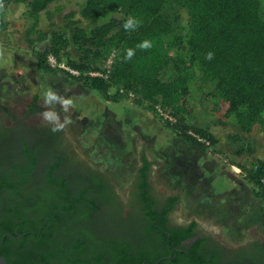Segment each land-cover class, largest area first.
Returning <instances> with one entry per match:
<instances>
[{
	"label": "trees",
	"instance_id": "1",
	"mask_svg": "<svg viewBox=\"0 0 264 264\" xmlns=\"http://www.w3.org/2000/svg\"><path fill=\"white\" fill-rule=\"evenodd\" d=\"M57 1L0 0V32L9 28L6 10L22 7L28 21L26 41L31 47L41 45L34 52L39 73L60 69L50 64L53 56L78 72H65L72 80L105 98H118L110 95L116 89L118 94L132 93L146 110L162 108L174 119L167 126L176 138L204 152L212 145L216 153L227 155L264 201V157L254 160V132H264V0H79L62 24L44 26L45 16L63 12L61 5L52 7ZM129 18L139 23L126 31L123 25ZM145 40L151 46L138 48ZM130 48L135 54L126 59ZM223 103L229 108L219 117ZM222 142L226 149L219 148ZM143 163L147 173L151 164ZM257 253L250 252L245 261L264 264V249ZM184 257L188 264H212L194 252ZM54 259L59 261L37 243L24 262L55 264ZM96 261L87 264H103ZM115 261L139 264L125 252Z\"/></svg>",
	"mask_w": 264,
	"mask_h": 264
},
{
	"label": "flooded vegetation",
	"instance_id": "2",
	"mask_svg": "<svg viewBox=\"0 0 264 264\" xmlns=\"http://www.w3.org/2000/svg\"><path fill=\"white\" fill-rule=\"evenodd\" d=\"M28 108L0 107V255L8 264H25L37 243L55 264H115L120 252L139 264H188L190 252L248 264L245 256L263 251L264 240L229 248L200 222L177 220L179 196L157 191L150 169L119 190L76 152L60 122L42 119L37 103Z\"/></svg>",
	"mask_w": 264,
	"mask_h": 264
},
{
	"label": "rangeland",
	"instance_id": "3",
	"mask_svg": "<svg viewBox=\"0 0 264 264\" xmlns=\"http://www.w3.org/2000/svg\"><path fill=\"white\" fill-rule=\"evenodd\" d=\"M78 2H55L52 7L61 5L64 10L50 19L45 16L44 26L62 24L64 15L75 11ZM6 19L9 28L0 32V107L24 111L37 103L42 119L44 112L54 111L59 117L55 123L63 125L76 152L103 170L121 191L128 190L148 160L156 190L179 196L176 219L200 222L225 246L264 240V201L254 195L243 171L227 155L216 153L212 145L204 152L176 138L167 126L166 111L144 109L131 93L112 89L110 95L118 98H105L87 89L66 75L72 69L65 62L50 63L60 68L53 73H39L34 52L41 45L31 47L26 41L28 21L23 8L10 6ZM183 19L189 23L187 10ZM49 90L72 101L67 112L58 101L45 104ZM228 108L223 103L217 116L223 117ZM254 136L255 160L264 157V132H254ZM219 148L226 149V145L222 142Z\"/></svg>",
	"mask_w": 264,
	"mask_h": 264
},
{
	"label": "clouds",
	"instance_id": "4",
	"mask_svg": "<svg viewBox=\"0 0 264 264\" xmlns=\"http://www.w3.org/2000/svg\"><path fill=\"white\" fill-rule=\"evenodd\" d=\"M138 21L134 18H129L123 25L124 29L126 31L135 29L138 26ZM151 46L150 42L145 40L142 41L140 44L137 45L140 49H147ZM135 54L134 49H128L127 50V56L126 59H131L132 56ZM211 57V54H209V58ZM54 101H58L63 110L67 112L69 106L71 105L72 101L70 99H64L63 97L58 96L55 92L49 90L45 95V104L49 105L52 104ZM43 119L46 121L56 122L59 120L58 115L54 111H46L43 113ZM55 130V128L53 129Z\"/></svg>",
	"mask_w": 264,
	"mask_h": 264
},
{
	"label": "built area",
	"instance_id": "5",
	"mask_svg": "<svg viewBox=\"0 0 264 264\" xmlns=\"http://www.w3.org/2000/svg\"><path fill=\"white\" fill-rule=\"evenodd\" d=\"M114 57H115V55L113 54V55L109 58V61H108V68H110V67L112 66L113 61H114ZM49 61H50V63L52 64V62H56V59H55V57L50 56V57H49ZM71 72H73V73H78V72H76V71H74V70H71ZM91 74H92V75H95V76H99V75H101V73H91ZM131 94H132V93H131ZM158 109L162 111L161 108H158ZM166 115L168 116V119H170V120H174L173 117H171L170 115H168V114H166Z\"/></svg>",
	"mask_w": 264,
	"mask_h": 264
},
{
	"label": "water",
	"instance_id": "6",
	"mask_svg": "<svg viewBox=\"0 0 264 264\" xmlns=\"http://www.w3.org/2000/svg\"><path fill=\"white\" fill-rule=\"evenodd\" d=\"M0 264H8L7 260L1 255H0Z\"/></svg>",
	"mask_w": 264,
	"mask_h": 264
}]
</instances>
